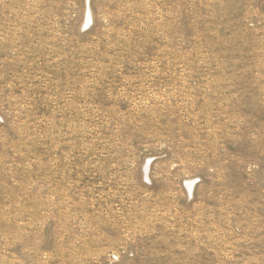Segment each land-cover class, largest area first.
<instances>
[{"label":"rangeland","instance_id":"374dc122","mask_svg":"<svg viewBox=\"0 0 264 264\" xmlns=\"http://www.w3.org/2000/svg\"><path fill=\"white\" fill-rule=\"evenodd\" d=\"M0 264H264V0H0Z\"/></svg>","mask_w":264,"mask_h":264},{"label":"bare ground","instance_id":"6f19581e","mask_svg":"<svg viewBox=\"0 0 264 264\" xmlns=\"http://www.w3.org/2000/svg\"><path fill=\"white\" fill-rule=\"evenodd\" d=\"M89 13H90V12H89ZM90 18H91V17L89 16V18H88V19L90 20ZM190 185H191V184H190ZM190 188H191V187H190Z\"/></svg>","mask_w":264,"mask_h":264}]
</instances>
